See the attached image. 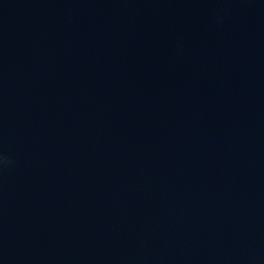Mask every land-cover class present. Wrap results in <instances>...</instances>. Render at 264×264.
I'll return each mask as SVG.
<instances>
[{
  "label": "water",
  "instance_id": "95a60500",
  "mask_svg": "<svg viewBox=\"0 0 264 264\" xmlns=\"http://www.w3.org/2000/svg\"><path fill=\"white\" fill-rule=\"evenodd\" d=\"M0 264H264V0H0Z\"/></svg>",
  "mask_w": 264,
  "mask_h": 264
},
{
  "label": "clouds",
  "instance_id": "9594fccd",
  "mask_svg": "<svg viewBox=\"0 0 264 264\" xmlns=\"http://www.w3.org/2000/svg\"><path fill=\"white\" fill-rule=\"evenodd\" d=\"M5 157H3V156H0V162H4L5 161Z\"/></svg>",
  "mask_w": 264,
  "mask_h": 264
}]
</instances>
